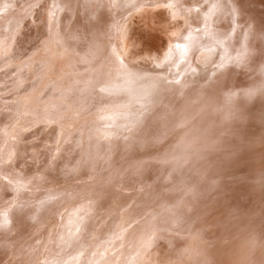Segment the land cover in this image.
Listing matches in <instances>:
<instances>
[{"label": "bare ground", "instance_id": "obj_1", "mask_svg": "<svg viewBox=\"0 0 264 264\" xmlns=\"http://www.w3.org/2000/svg\"><path fill=\"white\" fill-rule=\"evenodd\" d=\"M2 1L6 10L7 8L12 9L13 6L9 5L11 0ZM45 2L46 6L41 7L48 13L46 28L43 25L42 32L34 40L24 42L25 45L17 41L15 44H18L17 48L22 51L18 53L25 56L22 60L40 61L43 56L40 54L38 57L34 50L39 49L37 43L43 40V49H40V52L46 50L53 58L50 60L48 58L45 62L40 61L37 67L47 68L48 74H58L62 71V65L56 68L60 60L58 57L54 58V55L59 53L68 55L67 43L77 42L76 47L80 46V49H85L84 56L89 62L88 67L95 70L89 73V78L83 88L77 83L72 89L88 93L89 99L91 97L98 101L97 103L102 105L101 108L104 105L106 108L110 106L121 90L134 87L136 81L133 73L126 67L128 65L137 75L138 80L147 81L151 78H158L155 73H158L159 77H165L163 73H167L177 77L178 80L185 76L186 80L203 81L205 85L202 90L198 91L203 105L201 115L194 119L192 115H187L189 125L183 121L174 126L178 130L191 129V135L196 132L203 133L201 135L205 142L212 140L213 146L190 149V152L175 159L170 170L169 168L166 172L158 170L162 173L160 176H151L152 181H158L162 186L168 187L170 193L176 194L180 191L179 196L174 201L167 200L169 205L155 213L151 212L150 216H147V206L144 204L147 203L150 193L156 190L150 188L140 195V199L136 200L134 206L130 208L131 218L127 220V223L133 220L134 224L138 223L134 228H139V234H136V230L133 233V237H136L134 241L137 249L135 255L129 256L126 264H264V209H262L264 205L259 209L261 204L258 202L254 205L253 203V200L256 203L264 199L263 196L261 198L262 193L258 192L259 182L262 181L258 180L263 175L261 170L263 165L259 167V164L264 162V0H166L165 2L151 1V4L147 3L148 0H113L112 7L118 14L117 33L114 31V18L107 10L110 5L106 0L86 2L84 7L90 14L87 16L84 13L83 18H86L87 25L81 26L80 30L72 31L71 29L68 32L61 30L60 23L65 20L69 24L72 20H69L71 15L74 17L76 9L72 0H51L50 4L48 0ZM15 3H17V8L21 4L18 0ZM124 3L127 8H123ZM170 3L172 6L169 5ZM77 4L78 1H75L76 6ZM30 7L31 5H28L26 10H30ZM7 16H10V13L2 18L7 19ZM30 17L32 18L30 23L34 24L35 16L30 15ZM150 23H154L157 28ZM215 25H219L224 32L215 31ZM81 33L84 36L83 39L86 36V42L81 39ZM30 34L24 36L20 33L14 37L19 36L23 40L31 36ZM210 34L217 36L214 42L205 41L204 38ZM74 39L75 41H71ZM118 42L120 50H115ZM118 52L121 53L118 54ZM116 55L121 60L119 62L121 67L118 66ZM75 60L68 55L65 60L66 65L71 68ZM104 61L107 64H104ZM111 69L115 71L116 78L119 79L117 83H114L112 79H105ZM1 82L2 79H0ZM27 87L25 85L21 88L19 92L21 97L33 91L32 87ZM35 92L36 90L30 94L35 95ZM34 95L28 96L31 99L13 100L14 110L17 113L23 111L31 116L30 118L39 116V111L47 104L49 98L47 99L45 94L48 101L44 102V99L45 104L43 102L42 104L41 101L38 102L39 97L33 99ZM69 99H74V97L69 96ZM217 100L220 101L214 105ZM52 108L55 112L57 111L55 105H51ZM105 113V117H99L102 118L101 122L87 125L90 128L87 127L88 129L82 135L80 134L75 144L62 147L61 152L54 154L53 158L43 159L44 163L45 161L51 163L49 167L48 165L43 166L44 171L38 168L43 165V162L39 160L37 162L39 164L33 163L32 166H28L29 163L24 164V172L19 170V173L29 174L34 172L32 169H36L37 174L42 176L47 173L60 176L66 172L65 177L67 178H74L75 173L79 176L98 178L100 172L95 173L97 167L94 166L97 164L98 154L102 153V148L96 141L108 146L107 154L110 149L118 150L122 148L121 146L139 148L144 152L151 149L150 141H145L135 135L133 137L136 141L131 139L117 141L113 138L115 131L110 133L111 136L106 135V130H113L114 125L110 126V120L107 121L108 115ZM12 117L9 112L0 111V125L3 121L0 127L7 122L6 119L11 120L10 124H13ZM229 119L231 122L225 127L228 134L222 135L220 131L223 128L218 133L212 131V126L216 121ZM14 127L16 130L11 132V136L16 137H14V142L8 141L10 134L1 135L6 143L3 144L0 153L4 151L7 153L10 149H14L15 153L17 151L18 154L14 156L16 162L10 164L12 167L19 164L16 167L19 168L23 166L21 165L23 154L32 161L40 151L32 150V148H37L33 146L34 142L25 143L26 136H22L23 133L17 125ZM44 127L38 126L35 131H45L47 126L45 129ZM164 133L165 131L156 132L158 136ZM66 148L69 150H65ZM80 148L81 155L79 154ZM5 155V153L0 155V170L5 166L9 167V164L4 162ZM72 156L76 157L77 162L75 160L76 166L70 168L72 169L70 172L69 162ZM126 156H131V153ZM93 157L95 161L89 163L88 160ZM235 158L240 159L241 163ZM164 167L163 169L159 167V169L164 170ZM106 169L110 168L103 167L102 170L106 171ZM192 177H194L193 181H191ZM18 178H23V176H18ZM9 182L15 185H9ZM221 183L226 187L233 184L237 191L243 189L233 195L229 191H221L219 194L222 196L214 194V187ZM93 185L96 184L91 186ZM189 185H192L191 191L186 188ZM243 185L246 186L243 187ZM261 186L264 185L261 184ZM21 187L18 181H12L9 178L7 181L0 179L2 197H7L12 192L16 195L15 192ZM86 196L87 198L85 197L81 202L75 201L74 204L76 203L77 207L66 214L68 216L62 217L61 228L54 240V248H52L56 254L64 252V246L73 238L74 242L77 239L81 240L83 236L79 231L83 232L85 226L97 223L99 206L109 205L108 199H111L103 198L104 202L97 203L94 195ZM52 200L54 199H48L40 206H48L47 204ZM221 201H224L225 205L219 208L220 204L217 202ZM117 204L120 205V203ZM204 205H209V208ZM208 223L213 226L210 232L209 227L204 228ZM105 224L108 225L106 222ZM166 230L173 232L165 233ZM72 231L74 232L73 237ZM53 234L51 233L50 236L52 237ZM146 235L150 236L144 240ZM147 240L152 241L151 245ZM105 261L102 264H114L113 258L107 257ZM48 262L54 264L53 261H46Z\"/></svg>", "mask_w": 264, "mask_h": 264}, {"label": "rangeland", "instance_id": "obj_2", "mask_svg": "<svg viewBox=\"0 0 264 264\" xmlns=\"http://www.w3.org/2000/svg\"><path fill=\"white\" fill-rule=\"evenodd\" d=\"M15 1L16 0L12 2L11 0L9 5L13 7H11L12 9L7 8L6 10L4 2L0 0V6L2 7L0 9V79H2L0 83V111L9 112L13 116V124H10L11 120L8 121V119H6L7 122L4 121L5 124L0 127V141L2 139L1 135L8 136L10 134L7 139L8 141L11 140L14 142L16 137H12L11 132L16 130L14 126L17 125L23 133L22 136H26L24 142H34L33 146L37 148H32V150L37 152L40 151L41 153L39 152L36 157L34 156L32 161L31 158L23 154L21 160V165L23 166L16 168L19 164L16 163L17 165L12 167L10 163L16 162L14 156L18 154L17 151L15 150L16 153L13 152L14 149H10L7 153L4 151L6 154L4 162L5 164H9V167L5 166L0 170V179L7 181L9 178L12 181H18V184L22 185V187L19 191L17 189V192H15L16 195H13L14 192L10 193L7 197H2L0 195V264H49V262L46 263V261H53L54 264H102L106 262L105 260L107 257L113 258L114 264H126L129 256L135 255L137 249V245H135L134 241L136 237H133V233L136 230V234H139V228H134L138 223L134 224V220L127 223V220L131 218L129 215L130 208L134 206L136 200L140 199V195H143L146 190H150V188L156 190L150 193L147 203L144 204V206H147V216H150L152 213L169 205L167 200L174 201L179 196L180 191L176 194L170 193L168 187L165 185L162 186L158 181H152L151 176L155 175L157 177L162 174L160 173L161 171L166 172L170 170L175 159L181 157V155L185 153L187 154L190 152V149L213 146L212 140L210 142H205L203 135H201L203 133L196 132L191 135V129L178 130L174 126L183 121L186 122V125H189L190 122L187 119V115H192L193 119L201 115L203 112V105L201 102L202 98L200 99L198 96V91L200 89L202 90L205 85L203 81H197L195 79L186 80L185 76L178 80L177 77H173L167 73H163L165 77H159L158 73H155L158 78H151L147 81L138 80L137 75L128 65L126 67L133 73L132 75L136 81L134 87L123 91L121 90L119 96L115 98L110 106L106 108L104 105L103 108H101L102 105L97 103L98 101L91 97L89 99L88 93L85 94L83 91H74L72 89L74 85L76 87L77 83L83 88L87 78H89V73L95 70L92 67H88L89 62L84 56L85 49H80V46L76 47L77 42L74 43L69 41L71 44L67 43L69 47L68 55L76 59L75 64L72 65L73 68L66 65L65 60L68 56L67 54L59 53L54 55V58L58 57L60 60L56 68L62 65V71L58 74H48L47 68L37 67L40 61L45 62L48 58L49 60L53 58L46 50H41L40 52V49H43V40L38 41L37 45L39 49L34 50V53L36 55L38 54V57L40 54L43 56L40 61L34 60L29 62L28 59L22 60L25 56L21 54L22 51L17 48L18 44L16 45L15 43L17 41L24 43L34 40V38L42 32V28H44L43 25H45L46 28L48 13L46 9L41 7L46 6V0H18L21 2L18 8ZM75 1H78L77 6L75 5ZM106 1L109 2L110 6L107 10L111 13V17L114 18L113 27L115 33H117L118 14L112 7L113 0ZM151 1L165 2L166 0H148L147 3L151 4ZM72 2L76 9V16L74 15L76 19H74L70 12L68 13L69 16L71 15L69 20L72 19L70 23L68 24V21L65 20L63 23H60L61 30L66 32L71 29L72 31L80 30L81 26L84 24L87 25L86 18H83V15L86 13L85 15L89 16L90 13L84 6H86V2L94 3L95 0H72ZM50 3L51 0H48V4ZM28 5H31V7L30 10L27 11ZM169 5L172 6L171 3ZM32 8H34V10H31ZM123 8H127L125 3L123 4ZM9 13L10 16H7V19L2 18ZM121 13H123V11H121ZM30 15H32V17L35 16L36 21L34 24L33 22L30 23V21H32ZM17 21L21 22L18 23ZM150 25L155 27L154 23H150ZM214 30L224 32L219 25H215ZM20 33L24 34V36L31 33V36H28L27 39L25 38L26 41H24V38L22 40V37H14ZM81 36V39L86 42V36L84 39L83 34ZM204 39H206V42H214L217 36L210 34ZM71 41H75V39ZM2 44L4 46H2ZM25 44L26 43H24V45ZM116 48L115 50H120L119 42L118 44L116 43ZM19 51H21V53H18ZM119 53L121 52H118V54ZM116 57L118 63L121 62L117 55ZM104 64H107V62L104 61ZM118 66L121 67L122 65L120 66L119 63ZM116 77L115 71L111 69L105 79H112L114 83H117L119 79ZM191 83L192 85H190ZM110 84H112V82ZM25 85L32 87L33 91L21 97L19 92ZM34 90H36L35 95L30 94L33 93ZM29 95H34L33 99L39 97L40 99H38V102L41 101V103L44 99V102L49 100L47 104L41 108V111H39V116L30 118L31 116L26 115L25 112L23 113L22 111L17 113V111L14 110L15 106L13 107L12 105L13 100L22 101L24 99H29ZM45 96L49 99L47 100ZM69 96L74 97V99H69ZM205 98L206 97H204V99ZM219 101L217 100L214 105H217ZM50 103L51 105H55L57 109L56 112L54 108H52L54 112L52 111ZM109 112L110 114H108ZM192 112L194 114H191ZM104 113L108 115L106 116L108 117L107 121L110 120V126L114 125L113 130H106V135L111 136L110 133L115 131L116 134L113 135V138L117 141H122L124 139L136 141L133 137L135 135L145 141H150L149 144L151 149L144 152L139 148L133 149L128 146H121L122 148L118 150L110 149L107 154L106 149H108V146L103 142L96 141L101 145L102 153L98 154L99 158L97 164L94 166L97 167L95 173H100L98 178L92 177L93 179L90 176H79L78 173H75L73 176L74 178H67L65 177V175H67L66 172L61 174V177L51 173L42 176L37 174L38 171L36 172V169H32V172H34L29 174L19 173V170H21L20 172H24V164L29 163L28 166H32L33 163L39 164L37 163L39 160V162H43V159L47 158L48 160L53 158L54 154L57 155L60 153L62 147L65 148L68 144H75L85 130L90 128L88 126L101 122L100 119L102 118L99 117H105ZM18 116L19 118L17 119ZM62 118L65 119L61 122L60 119ZM149 120L155 124L151 123ZM229 122H231L230 119L221 122L216 121L212 126V131L218 133L219 130L223 128L220 131L222 135L228 134L227 128L225 127L229 125ZM89 123L91 124L89 125ZM2 124L3 121L1 122V125ZM38 126H45L44 129L47 126L45 129L47 133L44 130V133L43 131L36 132L35 130ZM157 131L160 133L165 131V133L158 136L156 134ZM222 135L220 137H222ZM21 141H23V139ZM2 142H0V150L3 149V144L6 143L5 139H2ZM56 146L58 147L57 149ZM258 149H260V147ZM65 150L69 149L66 148ZM79 151L78 153L81 155V148ZM4 153L1 152L0 155H4ZM128 153H131V156H126ZM75 160L76 157L73 158L72 156V160L69 162L70 172L72 171L70 168L76 166L77 160L76 162ZM239 160L240 159H237V161L241 163ZM94 161V157L88 160L89 163H93ZM46 162L49 161L43 162V165L38 168L44 171L45 168L43 166L48 165L47 167H49L51 165L50 162L47 164ZM167 164L168 166H166ZM261 165L264 166V162L260 163L259 167ZM263 166H261V170L264 175ZM103 167H109L110 169H106L105 171L102 170ZM159 167L160 169L164 167V170H160ZM263 175H261L260 178L264 179ZM18 176H23V178L19 179ZM260 178L258 181L262 180L264 182V180ZM193 180L194 177L191 178V181ZM260 182L258 185V192L262 193L263 195L260 194L261 198L262 196L264 198V191L262 190L264 186L260 187V185H264V183L262 182L260 184ZM156 183L158 184L157 186L155 185ZM68 184L70 186H66ZM92 184L96 185L92 187ZM9 185H15V183L9 182ZM245 186L246 185H243V187ZM6 187L7 186H5V188ZM180 188L181 187H179V189ZM186 188L191 191L192 185ZM235 188L233 184L226 187L221 183L219 185L216 184L213 192L217 195L221 191H229V193L233 195L234 193L238 194L240 190L243 189L237 191ZM88 194L91 196L94 195L96 197L94 199L97 203L100 201L104 202L103 198H111L108 199L109 205L99 206V211H97V223L85 226L86 229L84 227L83 232L79 231L83 236L81 240L77 239L74 242L73 238V240H69L70 243L66 241L67 244L64 246V252L56 254L52 248H54V240L61 228V221H63L62 217L68 216L66 214L77 207V204H74L75 201L81 202L82 199L85 197L87 198L86 195ZM251 195L252 193L250 196ZM48 199L54 200L50 201L47 204L48 206H40L42 203L47 202ZM258 202L261 204V207L259 206L260 204L258 205L260 209L264 205V199L256 203L253 200L254 205H257ZM117 203H120V205ZM217 203H219L220 206L219 204L215 205L219 206V208L221 205H225L224 201ZM108 206L109 208L107 209ZM207 207L209 208V205ZM262 209H264V207ZM116 211H119V213H115ZM105 222L108 223V225H106ZM209 224L210 223L205 225L204 228L207 229L209 227L208 230L210 232L213 226ZM50 232L54 233L52 237L50 236ZM164 232L170 233L173 231L166 230ZM73 234L74 232L72 231V237ZM159 234H161V232ZM147 236L148 235L143 239H147L150 235ZM147 241L149 245H151L152 241ZM142 248L140 250H142Z\"/></svg>", "mask_w": 264, "mask_h": 264}]
</instances>
